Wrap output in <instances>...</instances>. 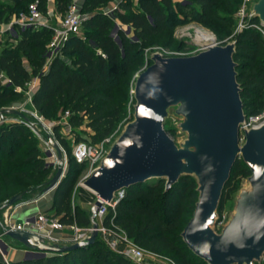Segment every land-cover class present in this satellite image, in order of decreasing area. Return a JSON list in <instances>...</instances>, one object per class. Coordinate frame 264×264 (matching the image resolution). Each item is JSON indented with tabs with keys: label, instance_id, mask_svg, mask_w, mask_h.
Returning a JSON list of instances; mask_svg holds the SVG:
<instances>
[{
	"label": "trees",
	"instance_id": "16d2710c",
	"mask_svg": "<svg viewBox=\"0 0 264 264\" xmlns=\"http://www.w3.org/2000/svg\"><path fill=\"white\" fill-rule=\"evenodd\" d=\"M30 1L34 0L1 2L0 22L10 21L13 15L28 9ZM37 1L39 8L46 11L49 0ZM72 1L55 0L56 9L66 12ZM110 1L83 0L80 8L87 12L82 23L87 29L86 38L74 33L51 55L53 27L23 28L15 24L16 44L3 47L0 53V74L4 72L8 77L7 82L0 77V107L21 96L19 87L25 88L29 81L39 78V87L32 96L35 108L55 120L69 110L70 133L76 135L75 141L98 142L115 130L126 113L125 98L117 99L116 93L119 86L128 85L127 78L133 75L135 61L144 46L165 38L169 32L172 44L176 40L172 31L188 19L220 35H229L241 4V0H119L109 11ZM251 20L259 21L258 18ZM118 21L121 42L113 34ZM216 22L222 27L218 28ZM234 39L237 41L234 58L243 87L245 111L256 113L264 106V38L260 30L249 26L237 32ZM80 126L85 135L78 130ZM53 127L56 138L66 149L69 166L55 189L53 205L45 212L59 217L66 225L89 226L90 211L73 201L75 185L85 164L75 159L70 140L60 125L56 123ZM51 167L42 153L38 136L26 122L4 120L0 123V202L47 181ZM250 174L249 166L239 158L224 190L221 207L236 189V178ZM37 193L39 197L43 189ZM198 194L197 182L192 176L182 177L168 191L165 180L137 183L126 189L115 220L149 250L173 254L177 264H208L189 248L179 230L191 218ZM77 196L84 203L94 199V193L83 186L79 187ZM18 243L24 249L30 248ZM0 264L136 263L112 251L97 238L76 249L10 259L9 263L0 256Z\"/></svg>",
	"mask_w": 264,
	"mask_h": 264
},
{
	"label": "water",
	"instance_id": "95a60500",
	"mask_svg": "<svg viewBox=\"0 0 264 264\" xmlns=\"http://www.w3.org/2000/svg\"><path fill=\"white\" fill-rule=\"evenodd\" d=\"M249 14L264 26V0L252 1ZM127 30L130 32V27ZM191 43L200 51L171 56L156 51L150 56L151 63L134 83L133 118L81 184L112 201L118 190L137 183L165 180L168 191L182 177L192 176L199 194L181 233L189 248L208 264H257L264 260V122L246 124L243 87L234 58L236 39L224 44ZM5 113L21 114L14 108L3 109L0 118ZM171 113L179 118L177 127L184 133L179 142L165 128ZM48 137L58 150L55 174L47 182L8 198L0 211L22 203L27 193L42 186L43 192L55 190L65 176L64 152L51 134ZM239 158L251 170L248 185L237 192L234 211L217 231L224 190ZM100 206L96 199L90 208L92 234L76 242L49 243L33 231L9 228L1 213L0 228L6 236L39 252H64L97 240Z\"/></svg>",
	"mask_w": 264,
	"mask_h": 264
},
{
	"label": "rangeland",
	"instance_id": "374dc122",
	"mask_svg": "<svg viewBox=\"0 0 264 264\" xmlns=\"http://www.w3.org/2000/svg\"><path fill=\"white\" fill-rule=\"evenodd\" d=\"M5 1H7V0H0V3L5 2ZM81 1L83 2V0H78L80 7H81V3H82ZM184 1H186V0H184ZM112 2L116 3L117 0H112L109 2V5H108L109 11H112V9H113L112 7H110L113 4ZM220 9H221V11H224L223 8H220ZM26 11H27V9L25 8V9L21 10L19 14H21L22 12H26ZM80 11H81L82 15H84V17H85V15H87V12L82 11L81 8H80ZM66 12L62 13V12H59L57 9L56 10L54 9V11H53L52 9L47 8L46 11H43V14H42L43 20H46L47 23L50 24L51 26L57 25L60 22L61 18H63V16L66 14ZM237 12H238V10H237ZM237 12H236V15H238ZM17 17H18V15H13L10 21H1L0 22V52L2 51L3 47H5L7 45H15L17 42L13 38V35L17 32V28H15V24L12 26L10 25L11 21L15 20ZM240 20H241V18L238 15L236 20H235V23L233 25L232 33H230L229 35H220L217 31L203 25L202 23L197 22L195 20L188 19L184 23L179 24L172 31V36L176 39L175 41H173L172 44L170 43V37H169L171 32H169L165 38H162L161 40L155 41L148 46H144V48L142 49V52L140 54V57L135 61V64L133 67V69H134L133 75L129 76L127 78V84L128 85L119 86V88L117 90V93H116L117 99H120L121 97L125 98L124 105H125L126 113H125L124 117L118 122V125L116 126L115 130L110 134V137H111L110 143L122 131V129L127 124V122L133 118L134 103H135L134 92H133L134 83H135L137 75L151 63L150 56L154 52L161 51L165 55H169V56H171V55H190V54L197 53L198 51H200V47L191 43V41L196 40L195 38H196V34H197V29H204V30L209 31L212 34H214V36H215V39L213 40L214 42L223 43V44L227 43L229 41L234 40V35L240 31V28H241ZM119 23L120 22L118 21L117 24H119ZM215 24L218 28L222 27V25L218 22H216ZM19 27H21V26H19ZM124 27H126V25H124ZM76 35L83 37V38H86V36H87L86 27L82 25L81 29L76 33ZM181 43H184V44H181ZM51 50H52V48L50 47V51ZM25 62L28 63V61L26 59H25ZM2 79H3V82L8 81V77L6 75L3 76ZM36 80L37 79L34 78L31 81H29L26 84L25 88H22V87L18 88L19 90L22 91L21 96L12 98L9 101H6L1 105L0 110L14 108V109H17L18 111H20L21 114H19V113H5L0 118V123L4 120H8V121L22 120V121L26 122L30 128H32L34 133L39 138V142H40V145L42 147V153L46 159V162L49 165H52L51 171L47 175V181H48L55 174L57 167H58V163H57L58 150L50 142L49 137H48L49 134H51L56 139L58 144L61 146L65 157L67 158L66 169L69 166V157L66 153V149L64 148V146L60 143V141L55 136L54 127H53L54 124L57 123L60 125V130L70 140L72 147H74V145H75L76 135L71 134L70 131L64 127V125L62 124L63 116L61 118L55 120L52 118H48L47 116L43 115L42 113H40L35 108V106L32 102V96H33V93L35 91V86H36L35 81ZM25 116H27L30 120L27 121L25 119ZM66 119L67 118H65L64 120H66ZM178 120H179V118L176 117L173 113H171L170 116L168 117L167 121H166V124H165V128L168 130L170 135L172 137H174V139L177 142L181 141L184 138V133L181 132L180 129L177 127ZM82 128H83V126H80V127H78V130L80 131V133L85 135L84 132L82 131ZM86 172H87L86 166L84 165V167H83V169H82V171L78 177L76 185H75V189H74V193H73V201L74 202H80L81 205H83V207L85 209L90 211L91 204L89 202L88 203L81 202L77 196L78 191H79V187L82 186V184L80 182L82 181ZM47 181H45V182H47ZM155 181H157V180L151 179L148 182H155ZM235 181L237 183L236 189L231 191L230 196L225 200L223 206L221 208H219V211H218L219 217H218L217 223L215 224V228L217 231H220L222 229V227L229 220L232 212L234 211L235 202H236L235 196H236L237 192L242 187L248 185V176H243V177L238 176ZM43 187L44 186H42L39 189L30 191L29 193H27L23 202L37 198V194H38L37 191L42 190ZM6 200L7 199L2 200L0 202V205ZM12 207H9V208H6V209H3L0 211L2 219H4L6 217L5 213L9 209H11ZM184 227L185 226H182L181 228H179V230H181V233H182ZM5 243H6L5 245L4 244L2 245V248H3V250L5 249V252H7V256L9 258H10L11 252L18 250V248H23L20 246V244L14 242V241H11L8 237L5 238ZM0 256H2L1 253H0ZM175 261H176V259L173 256V254L162 252L159 257L151 258L150 261L148 262V264H175ZM257 264H264V260L261 262H257Z\"/></svg>",
	"mask_w": 264,
	"mask_h": 264
},
{
	"label": "built area",
	"instance_id": "2783aa9c",
	"mask_svg": "<svg viewBox=\"0 0 264 264\" xmlns=\"http://www.w3.org/2000/svg\"><path fill=\"white\" fill-rule=\"evenodd\" d=\"M252 1L254 0H241V4L237 12L241 18L240 30L244 29L245 27L253 26L261 31L264 38V26L260 21H252L249 14V6ZM42 14L43 11L39 8L38 1L34 0L29 4L27 11L19 14L15 20L11 21L10 25L12 26L14 24H18L23 28L32 25L51 26L46 20H43ZM85 17L80 11L78 0H73L69 5L66 14L63 16V18H61L60 22L57 25L51 26L54 29V33L50 42V47L52 48L50 55L55 53L58 48L65 43L70 35L77 33L81 29L83 19ZM5 75L6 74L2 72L0 77ZM69 115L70 111L66 110L63 115L62 124L70 131L71 125L69 122ZM65 118L67 119L64 120ZM263 122L264 106L259 112L249 114L246 113V124L248 126H258ZM110 141L111 137L108 135L98 142L86 140L75 142L73 147L74 157L78 162L84 163L87 170L83 179L96 167L100 159L106 153ZM125 195L126 188L118 190L115 193V197L112 201L102 199L98 195L94 194V199L89 202L91 206L96 199H100L101 201V206L96 213V219L98 221V237L109 249L124 256L130 261L136 264H148L151 258H157L161 255V253L151 251L140 243L136 242L115 220L117 206L125 197ZM2 221L6 226L12 229L33 231L39 234L46 242L49 243L76 242L89 237L94 229L92 223L89 226H79L76 223L72 225H66L60 221L59 217L48 215L46 212H39L18 221L6 216L4 219H2ZM5 238L6 235L0 228V253L4 260L9 263L10 258L7 256L5 249L3 250L2 248V245L6 244ZM25 250V257L43 255L47 253H42L32 248ZM175 264H177L176 261Z\"/></svg>",
	"mask_w": 264,
	"mask_h": 264
},
{
	"label": "crops",
	"instance_id": "0c3cea01",
	"mask_svg": "<svg viewBox=\"0 0 264 264\" xmlns=\"http://www.w3.org/2000/svg\"><path fill=\"white\" fill-rule=\"evenodd\" d=\"M118 3H119V0H117L116 3H113L110 7L115 8L118 5ZM48 8L52 9L53 11L54 9L56 10L55 0H49ZM119 26H120V23L116 24L115 27L118 28ZM117 28H116V31H117ZM117 36L118 34L116 32V39L119 42H121L120 37L119 36L117 37ZM36 79L37 80L35 81V84H36L35 90L39 87V84H40V79L39 78H36ZM54 193H55L54 189L49 190L47 192H43L39 197L35 199L27 200L23 203L13 206L11 209H9L5 213V215L8 217H11L13 220L18 221V220H23L24 218L34 215L36 213L45 212L53 205ZM14 242L18 243V241L16 240ZM25 255H26V250H24L23 248H18V250L11 252L10 259H22L23 257H25Z\"/></svg>",
	"mask_w": 264,
	"mask_h": 264
},
{
	"label": "bare ground",
	"instance_id": "6f19581e",
	"mask_svg": "<svg viewBox=\"0 0 264 264\" xmlns=\"http://www.w3.org/2000/svg\"><path fill=\"white\" fill-rule=\"evenodd\" d=\"M197 41H213L215 39L214 34L204 29H197L196 38Z\"/></svg>",
	"mask_w": 264,
	"mask_h": 264
}]
</instances>
